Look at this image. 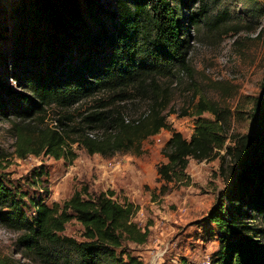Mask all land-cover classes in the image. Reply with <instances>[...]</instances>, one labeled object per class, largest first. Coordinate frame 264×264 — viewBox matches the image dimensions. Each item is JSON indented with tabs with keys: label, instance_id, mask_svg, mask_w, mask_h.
Masks as SVG:
<instances>
[{
	"label": "trees",
	"instance_id": "16d2710c",
	"mask_svg": "<svg viewBox=\"0 0 264 264\" xmlns=\"http://www.w3.org/2000/svg\"><path fill=\"white\" fill-rule=\"evenodd\" d=\"M187 1L198 7L184 14L179 0H116V20L110 24L97 0H23L22 9L37 8L46 27L40 23L39 29H32L28 42L33 48L28 54L23 51V59H30L32 65L21 69L17 64L20 69L15 77L24 91L13 92L0 82V91L8 98L0 94V114L17 120L12 127L20 157L44 151L72 160L75 154L64 140L70 134L75 135L71 142L89 154L112 156L139 148L162 129L171 131L164 153L167 162L157 168L164 181L183 173L189 158H219L222 170L229 157L240 169L237 173L234 169L231 186L203 217L215 228L212 232L218 241L211 262L264 264V86L254 107L257 129L253 139L234 135L226 143V115L213 105H200L195 112L198 117L189 139L171 129L163 113L167 101L156 78L189 70L185 28L203 22L208 11L205 0ZM225 14L208 18L206 24L222 22ZM53 30L59 33L48 41L46 34ZM25 41L22 50L28 46ZM130 89L151 101L148 109L130 119L100 96L77 124L70 123L73 116L69 113L58 116L53 128L29 121L51 105L69 108L99 93L126 98L131 96ZM204 112L214 118L202 117ZM95 130L102 133L97 135ZM4 157L0 148V225L18 233L16 244L25 252L43 264H144L122 248L124 241L144 243L148 236V229L133 221L136 204L119 199L112 189L92 191L87 185L61 203L49 205L42 197L26 199L2 171ZM34 175L40 179L42 171ZM71 220L82 226L81 240L62 233ZM0 264L18 263L0 256ZM178 264L190 263L181 258Z\"/></svg>",
	"mask_w": 264,
	"mask_h": 264
},
{
	"label": "rangeland",
	"instance_id": "374dc122",
	"mask_svg": "<svg viewBox=\"0 0 264 264\" xmlns=\"http://www.w3.org/2000/svg\"><path fill=\"white\" fill-rule=\"evenodd\" d=\"M179 1H184L183 4L179 2L184 14L198 7L197 3ZM22 2L0 0V82L7 84L13 92L24 91L15 77L20 69L17 64L20 63L21 69L32 65L30 59L22 56L23 51L28 54L33 48L32 42H28L33 37L32 29L37 26L39 29L41 24L46 27L40 22L43 21L40 11L32 6L23 10ZM97 2L104 6L103 15L109 23L114 22L116 0ZM205 3L206 18L198 25L187 24L184 32L188 41L189 70L156 78L159 92L167 101L163 113H166L170 128L189 139L198 117L195 112L200 105H213L226 115V143H230L229 137L234 135L253 139L257 129L254 107L264 86V2L205 0ZM222 11L226 12L222 22L210 20L206 24L208 18ZM54 32L57 31L46 32L48 41L52 34L57 36L59 33ZM23 40L28 44L25 50L21 46ZM128 93L131 96L126 98L99 93L69 108L51 105L45 113L29 121L38 123L41 128H53L58 116L69 113L73 116L70 123L77 124L80 115L86 113L100 96L128 119L148 109L149 97H142L133 89ZM0 94L8 99L6 94L1 91ZM201 116L214 118L209 112ZM15 121L13 116L0 114V148L5 152L2 171L25 193L26 199L42 197L50 205L54 201L61 203L84 185L92 191L112 189L119 199L125 197L138 206L133 221L148 229L144 243L124 241V250L144 264H178L181 258L190 264H212L211 255L218 248V241L212 232L215 228L204 222L203 217L220 194L231 186L234 169L235 173L240 169L238 163L228 157L220 170L219 158L202 161L189 158L183 173L169 182L164 181L157 172V168L167 162L164 153L171 131L164 129L143 140L139 148L116 152L112 156L89 154L85 148L71 142L75 135L70 134L64 140L75 154L72 160L69 156L57 159L44 151L39 155L27 152L25 157H20L18 136L12 127ZM94 133L100 135L102 131L95 130ZM34 171H42L40 179L35 178ZM27 212L30 214L29 208ZM81 232L82 226L71 220L62 233L81 240ZM17 235L16 231L0 225V256L11 257L18 264H43L38 257L16 244Z\"/></svg>",
	"mask_w": 264,
	"mask_h": 264
}]
</instances>
